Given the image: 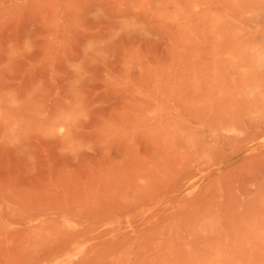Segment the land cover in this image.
<instances>
[{"label": "rangeland", "instance_id": "1", "mask_svg": "<svg viewBox=\"0 0 264 264\" xmlns=\"http://www.w3.org/2000/svg\"><path fill=\"white\" fill-rule=\"evenodd\" d=\"M0 264H264V0H0Z\"/></svg>", "mask_w": 264, "mask_h": 264}, {"label": "clouds", "instance_id": "2", "mask_svg": "<svg viewBox=\"0 0 264 264\" xmlns=\"http://www.w3.org/2000/svg\"><path fill=\"white\" fill-rule=\"evenodd\" d=\"M86 150H89L90 151L91 149L90 148H87Z\"/></svg>", "mask_w": 264, "mask_h": 264}]
</instances>
